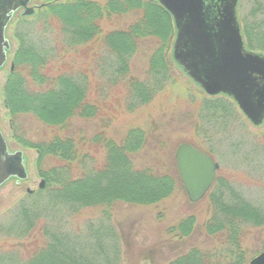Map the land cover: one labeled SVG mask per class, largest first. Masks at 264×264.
I'll return each instance as SVG.
<instances>
[{
	"label": "trees",
	"instance_id": "obj_1",
	"mask_svg": "<svg viewBox=\"0 0 264 264\" xmlns=\"http://www.w3.org/2000/svg\"><path fill=\"white\" fill-rule=\"evenodd\" d=\"M41 1L33 17L42 19L46 27L41 39L35 42L30 29L28 32L22 29L33 24L30 17H21L13 23L17 49L5 84L13 138L25 147L37 150L35 165L45 182L43 189L36 195L33 193L31 198L36 196L33 201L22 204L17 221L8 229L2 227L3 231L18 233L20 237L35 231L38 211L45 204L52 209L60 206L73 212L98 208L110 218L120 203L150 204L170 197L177 181L175 177L152 168L138 169L134 166L133 154L143 147L146 140L142 129H131L123 145L110 139L106 132L113 121V113H107L114 110L108 103L112 93L110 88L129 76L136 53L144 49L148 56L145 79L128 80L129 94L140 104L151 102L173 77L175 65L169 54L175 26L171 14L157 0H107L105 3L99 0ZM255 3L250 17L256 20L246 21L244 27L249 47L264 52V0H255ZM113 17L131 21L124 29L105 30L103 20H112ZM53 29L67 35L74 48L88 47V51L84 50L86 55L89 51H108L113 56L112 64L110 68L101 70L109 71L113 79L94 89L85 71L66 70L61 64L59 49L47 47L44 43L48 38L44 34ZM220 107L212 105L216 111ZM26 115L53 130L52 136L33 140L25 130ZM98 119L104 125L95 135H90L85 125H79L80 121ZM100 152L103 160H99ZM51 159H56V163L51 164ZM211 195L216 197L213 199L212 217L205 228L212 244L218 242L216 244L220 246L207 249L194 246L169 264L247 263L243 241L249 226L264 225V210L235 194L228 186L221 188L216 185ZM194 224L195 218L188 217L172 230L183 237L191 236ZM43 228V235L48 236L45 245L39 247L35 243L32 248L35 251L29 261L19 254L16 257L9 253L8 258L6 252H1L0 264H95L79 237L61 233L57 225ZM93 235L99 247L104 249V241L116 234L108 228L104 233L94 232Z\"/></svg>",
	"mask_w": 264,
	"mask_h": 264
},
{
	"label": "rangeland",
	"instance_id": "obj_2",
	"mask_svg": "<svg viewBox=\"0 0 264 264\" xmlns=\"http://www.w3.org/2000/svg\"><path fill=\"white\" fill-rule=\"evenodd\" d=\"M99 1L105 3L107 0ZM41 4V0L32 2L37 9ZM255 5V0H243L240 16L244 26L247 22L256 20L250 17ZM21 13L22 11L16 13L13 23L22 17ZM33 17L35 16L29 20L33 24L22 29H30L31 38L36 42L41 39L40 35L46 27L42 19ZM130 21L128 18L118 20L113 17L112 20L104 19L102 23L105 30L113 31L126 28ZM8 34L14 47L8 63L0 71V128L13 150L23 149L29 156L30 178L22 184L10 181L0 189V253L6 252L8 258L9 253L16 257L19 254L29 261L35 251L32 250L35 243L39 247L45 245L48 236L43 235V227L57 225L61 233H71L84 242L85 245L82 244L87 248V255L91 256L90 259L95 264H169L177 256L187 254L194 246L206 249L220 246L216 244L218 242L216 245L212 244L205 228L212 217L213 199L216 196L211 195V192L216 185L221 188L230 187L232 192L264 210V126H254L228 98L206 94L176 66L173 77L165 83L164 89L155 94L151 102L140 104V101L129 94L128 80H143L147 75L148 56L147 51L142 49L132 58L129 76L110 88L112 93L108 103L114 110L107 112L113 113V121L109 123L106 132L110 139L123 145L131 129H142L146 140L143 147L133 154V164L138 169L149 167L163 175L175 177L177 181L174 193L150 204L120 203L110 218L98 208L73 212L60 206L52 209L49 204H45L38 211L40 214L35 231L25 233L22 237L15 232L3 231L2 227L8 229L17 221L22 204L36 198L37 191L43 189L41 183L44 181L35 165L37 150L25 147L13 138L14 130L5 99L8 70L17 49L13 24ZM44 35L48 37L44 39L47 47L59 49L62 66L68 71H85L89 84L94 89L113 79L109 71H102L112 64L113 56L108 51L95 49L96 53L89 51V56L85 53L88 47L74 48L68 36L58 30L53 29ZM169 57L171 58V52ZM212 105L221 107L216 111L212 109ZM26 118L25 130L33 140L52 136L53 130L45 128L31 115H26ZM79 125H85L90 135H95L103 128L104 123L98 119L80 121ZM182 143L198 147L219 164L214 185L197 201L191 200L179 176L176 152ZM98 155L99 160H103L102 152ZM51 162L55 164L56 159H51ZM33 193L35 195L32 199ZM188 217L195 218V229L191 236L183 237L172 229L184 223ZM108 228H112L116 235L108 237L102 245L105 248L101 249L94 240L93 233H104ZM248 228L243 241L247 261L245 264H249L251 259L264 251V225ZM19 230H22L21 227Z\"/></svg>",
	"mask_w": 264,
	"mask_h": 264
},
{
	"label": "water",
	"instance_id": "obj_3",
	"mask_svg": "<svg viewBox=\"0 0 264 264\" xmlns=\"http://www.w3.org/2000/svg\"><path fill=\"white\" fill-rule=\"evenodd\" d=\"M158 1L175 20L172 55L179 67L206 93L229 96L255 126H262L264 53L246 45L238 16L240 0ZM31 2L0 0V69L12 47L8 25L20 8H24L23 16L33 15L36 9L29 5ZM176 160L191 200L204 197L215 181L219 164L190 143L179 145ZM28 177V157L23 150H11L0 129V187L12 178L21 182ZM249 264H264V251Z\"/></svg>",
	"mask_w": 264,
	"mask_h": 264
}]
</instances>
